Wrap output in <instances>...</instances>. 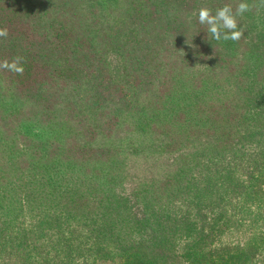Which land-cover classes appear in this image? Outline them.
Returning a JSON list of instances; mask_svg holds the SVG:
<instances>
[{"label": "rangeland", "instance_id": "rangeland-1", "mask_svg": "<svg viewBox=\"0 0 264 264\" xmlns=\"http://www.w3.org/2000/svg\"><path fill=\"white\" fill-rule=\"evenodd\" d=\"M253 1L237 18L243 35L236 42L208 40L197 13L225 5L235 12L240 0H193L179 15L173 7L178 23L170 31L182 34L173 44L166 33L174 50L151 66L149 80L133 90L135 100L89 106L83 97L86 110L78 117L62 105L53 125L28 121L33 111L11 121L24 137L1 147L0 248L12 243L1 260L29 236L55 264H122L134 250L157 264H264V2ZM85 5L98 9L99 24L91 26L97 44L96 31L116 13L106 0ZM185 54L191 65L174 66ZM104 55L113 83L142 69L139 57L132 54L131 64L113 46ZM90 88L85 82L82 95ZM49 131L68 136L59 145L66 152L76 140L99 159L67 168L64 152L36 168L30 160L38 148L29 138L44 148ZM254 179L261 186L256 195Z\"/></svg>", "mask_w": 264, "mask_h": 264}, {"label": "trees", "instance_id": "trees-1", "mask_svg": "<svg viewBox=\"0 0 264 264\" xmlns=\"http://www.w3.org/2000/svg\"><path fill=\"white\" fill-rule=\"evenodd\" d=\"M90 1L92 0H0V28L8 31L6 38H0V62H11L15 57H22L25 69L22 75L0 70V156L3 155L1 147L16 144L15 139L10 137L22 134L15 130L10 124L11 121L18 122L30 111L34 113L28 121L53 125L58 122L52 123L53 115L62 113V105L70 109L69 113H73L75 117L83 115L86 110H81L83 106L80 101L83 97L89 106H101L100 100L120 103L135 100L133 90L144 83L145 79L149 80V76H144L150 75L151 66L158 62L159 56L167 49L174 50L171 44H175L174 39L182 34L180 31L178 35L170 31L178 23L174 20L176 18L170 17L172 8L178 7L179 15L181 9L185 13L186 10H191L193 4V0H106L112 2L116 17L102 31H96L97 44H94L91 40L95 32L91 31V26L99 24L100 16L97 8L84 9L85 4ZM258 2L261 1L254 0L251 4L256 5ZM168 20H173L170 27L167 25ZM202 27L203 32L206 27ZM147 29L154 33L153 37H148L145 33L138 34L139 31L145 32ZM159 33L161 34L156 36ZM166 33L170 34L171 40L168 39L172 43L165 41ZM100 43L101 46L98 47ZM112 46L120 50L122 56L131 64L132 54L141 61L142 69L138 72V68L130 70L131 73L126 75V81L122 84L109 80L104 53L106 47ZM175 59L178 63L173 62L174 66L179 63L183 68L191 65L187 55L176 56ZM172 70L175 71L176 68ZM85 82L90 83L92 90H88L83 96ZM59 136L49 131L51 141L44 148H41L39 138H29L30 143L38 148L35 158L30 160L36 168L40 169V165L36 164H41L44 160L53 162L64 152V162L69 163L67 168L73 165L71 162L82 160L83 169V164L99 159L92 157L91 149L82 147L81 150L76 140L68 143L67 152L65 147L59 148L68 138L66 134L64 137ZM2 170L4 168L1 166L0 175ZM251 187L256 195L261 186L254 179ZM69 193L71 192H65L71 200ZM23 239L22 247L17 246L16 249L19 252L28 250L27 256L16 257L14 254L18 253L17 250L4 256L17 258L18 262L21 259L20 264H55V260L49 258L48 251L45 252L46 257L44 256L43 246L29 236ZM1 243L3 245L0 251L12 248L10 241ZM126 255L122 264H157L151 262L153 258L147 251L134 250L131 255ZM2 258L0 257L1 263L12 264L11 259L6 262Z\"/></svg>", "mask_w": 264, "mask_h": 264}, {"label": "clouds", "instance_id": "clouds-1", "mask_svg": "<svg viewBox=\"0 0 264 264\" xmlns=\"http://www.w3.org/2000/svg\"><path fill=\"white\" fill-rule=\"evenodd\" d=\"M264 2V0H261ZM250 11L247 0H240L238 6L233 12L229 5L218 8L213 14L207 7H201L197 13V22L205 26L207 38L216 42H236L243 35V28L238 22V17H243ZM8 31L0 28V38H6ZM0 70H6L11 73L22 75L24 73L23 58L15 57L11 62L5 60L0 62Z\"/></svg>", "mask_w": 264, "mask_h": 264}]
</instances>
